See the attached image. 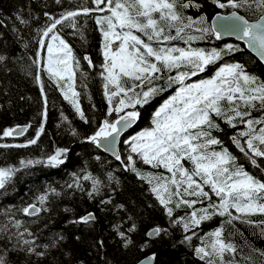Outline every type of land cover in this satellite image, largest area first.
I'll return each mask as SVG.
<instances>
[{
	"label": "trees",
	"instance_id": "16d2710c",
	"mask_svg": "<svg viewBox=\"0 0 264 264\" xmlns=\"http://www.w3.org/2000/svg\"><path fill=\"white\" fill-rule=\"evenodd\" d=\"M221 2L226 3L227 0ZM193 3L200 7L184 9L178 3L176 10L195 22L192 28L185 29V38L190 34L197 39L188 43L181 39L159 45L153 43L154 47H191L202 49L206 53L213 49L220 52V58L208 65L204 72L195 76L189 74L184 83L192 84L209 79L220 67L236 63L243 65L249 75L257 77L258 82L264 81V65L247 52L243 44L219 41L211 31L207 34L195 31L198 27L211 30L210 19L218 12L236 10L246 19L255 20L264 10L257 9L255 4L252 9H221L211 0H193ZM83 7L94 8L95 5L92 0H60L59 3L57 0H0V56L5 57L0 61V130L31 125L23 135L0 137V145L27 144L28 140L35 137L42 123L44 127L36 144L0 147V168L15 169L5 186L0 188V257L6 264H133L154 253V264H209L210 261L221 264L220 258L214 255L201 258L196 249L208 245L207 250L211 251L210 245L214 237L209 234L223 226V239L232 243L237 250L234 254L225 253L223 264H264V255H261L264 252V225L260 224V221H264V215L241 216L231 223L227 222V216L213 215L198 227L185 230L184 222L192 211L208 206L210 201L207 198L184 197L189 200L202 199L203 202L191 208L184 205L177 208L175 203L180 197L173 196V202L169 205L173 208V213L169 216L165 206L160 204L152 191L156 181L149 183L147 179L149 175L170 177L171 174L166 169L146 165L137 154H132L140 173L137 175L136 172L127 170L120 161L101 152L87 139L99 129L105 119L114 121L124 113L107 115L109 104L103 87L105 81L101 75L104 63L103 36L95 18L110 13L106 10L103 13L80 15L75 18L76 29L70 26L72 21H65L56 30L79 61V65L74 68V86L80 93L79 102L87 123L63 98L57 83L49 78L45 70L47 51L46 48L41 49L38 43L41 30L51 24L45 13L59 18L62 13ZM17 16L27 23H20ZM201 17L206 18L203 23L199 22ZM171 34L175 35V29ZM50 36L51 34L44 37L45 45L50 42ZM142 38L146 40V37ZM229 45L232 46L231 51L227 47ZM85 56L91 59V66L84 59ZM177 71L190 73V68L164 71L161 79L153 80L151 84L144 83L143 90L153 86L166 90L152 97L146 105L124 110H136L140 113L136 125L125 137L153 127L154 112L181 87L180 84L169 83L167 79L168 76H175ZM41 83L44 95L41 93ZM135 91L140 92L141 89L137 88ZM45 97L46 118L41 115L45 111ZM119 98L113 99V105ZM241 110L245 109L242 107ZM248 111L251 112V117L246 119H264V107L259 102ZM213 119L221 130H213L212 135L220 139L222 144L210 146L209 150L220 151L221 148H227L237 157V164L243 165L246 171L258 179H264V158H256L260 165L259 168L256 167L231 139L239 131L246 130L245 125L238 118L234 121L237 125L235 128L226 124L223 117H215L213 114ZM260 126L256 125L257 128ZM243 139L240 138L241 144ZM58 149L67 150L61 157L63 163L52 166L48 163V158ZM119 152L121 160L126 161L130 154V144L123 140ZM29 161L32 163L29 164ZM182 163L185 168H192L189 161ZM195 179L199 180L198 177ZM93 180L100 182L99 191L93 190ZM169 188L175 191V186L169 184ZM204 190L209 192L212 203H219V198L208 186H204ZM41 196L45 197L43 203L39 199ZM31 205H35L40 211L35 215L25 214L23 210ZM230 211L234 216L239 215L234 209ZM88 213L93 214V220L88 223L74 222ZM17 221L19 228L15 226ZM133 226L134 230L129 231ZM156 228L160 232L149 236L148 232ZM119 232L126 233L131 244L125 246ZM19 233H24V236L20 237ZM24 239L34 240L32 247L44 255L29 252V245L22 243Z\"/></svg>",
	"mask_w": 264,
	"mask_h": 264
},
{
	"label": "snow or ice",
	"instance_id": "6c2138e0",
	"mask_svg": "<svg viewBox=\"0 0 264 264\" xmlns=\"http://www.w3.org/2000/svg\"><path fill=\"white\" fill-rule=\"evenodd\" d=\"M59 2L60 0H57V3ZM92 2L95 5L94 8L83 7L80 10L67 11L62 13L59 18L51 17L45 13L51 20V24L41 30V39L38 41L40 48H46L47 51L45 70L49 78L57 83L63 98L87 123L79 102L80 93L74 86L76 76L74 68L79 65V61L73 56L69 44L60 37L56 30L57 26L64 24L65 21H72L70 26L76 29L75 18L80 15H89L93 12L103 13L106 10L110 13L95 18L103 36L104 63L101 75L105 81L103 87L109 104L107 115L111 116L113 113L120 114L122 112L124 115H119L118 119L114 121L105 119L99 129L87 139L99 145L101 141H109L111 138V142L114 143L122 129L130 127L140 116L136 110L127 112L124 110L135 109L137 105H146L152 97L166 90L154 86L143 90L144 83L151 84L153 80L161 79L164 71L171 72L188 67L190 73L177 71L175 76H168L169 83L180 84L181 87L154 112L153 127L133 136L131 141H125L130 144V154L127 156V160H121V156L114 152L115 159L120 161L127 170L140 175L136 168V160L132 155L137 154L144 164L151 165L153 168L163 167L171 174L167 178L152 175L147 178L149 183H152L153 180L156 181L152 191L156 194L160 204L165 206L169 216H172L173 213V208L169 207L173 202V196L180 197L175 203L177 208L181 205L191 208L195 204L203 202L202 199L189 200L184 197L207 198L210 201L207 207L191 212L184 222L185 230L198 227L202 221L211 219L213 215L227 216L228 223L240 219L241 216L264 215V179H258L246 171L243 165L237 164V157L227 148H221L220 151L209 150L210 146L222 144L220 139L212 135L213 130H221L220 125L213 119V114L215 117H223L224 122L233 128L237 126L234 121L238 118L239 122L245 125L246 130L239 131L238 135L231 139L253 165L260 167L256 158H264V119H246V117H251V112L248 109L255 108L256 102L264 107V81L258 82L257 77L249 75L243 65L236 63L220 67L209 79H202L192 84L184 83L189 74L195 76L199 72H204L208 65L220 58V52L213 49L206 53L202 49L191 47H154L153 43L159 45L177 39L188 43L197 39L190 34L185 38L183 35L185 29L192 28L195 22L191 17H183L176 10L178 3L184 9L199 8L200 5L194 4L193 0H187V2H180V0H92ZM211 2L221 9L225 7L239 9L255 4L257 9L264 10V0H227L226 3L221 0H211ZM17 19L20 23H27L20 16H17ZM205 19V17H201L199 22L203 23ZM220 20L226 22L222 23L221 27L230 29L238 39L247 38L249 46L256 49L260 53L261 59H264V12L256 23H250L244 16L238 15L236 12L227 17H220ZM173 29H175V35L171 34ZM195 31L202 34L211 31L215 33L217 39H220V32L214 27L211 30L198 27ZM50 34V42L45 45L44 37H49ZM142 37H146V40ZM227 47L231 51L232 46ZM4 59V56H0V61ZM84 59L90 66L92 65L88 56H85ZM37 80L39 81V76ZM40 87L41 93L44 95L42 83ZM137 88H140L141 91L136 92ZM116 97L120 98L113 105V99ZM44 103L45 111L41 115L46 118V97ZM242 107L245 110L242 111ZM256 125L261 126L257 128ZM29 127L31 125L5 128L0 130V137L23 135ZM43 132L42 123L37 129L35 137L28 140L27 144L0 145V147H26L36 144ZM240 138H244L243 144H241ZM66 151V149H58L54 155L48 158V163L52 166L62 164L61 157ZM185 160L191 163V169L185 168L182 163ZM21 163L24 162L21 161ZM14 171L13 168H0V188L5 186L6 180ZM196 177L199 180L195 179ZM85 179H89V177H85ZM99 183V181L93 180L94 191H99ZM169 184L175 186L174 192L169 188ZM182 186L183 192H181ZM204 186H208L211 192L219 198L218 204L211 202V196L204 190ZM89 195L91 196L92 193ZM39 199L43 203L45 197L41 196ZM107 202L110 201H103V203ZM230 209H234L239 215L234 216ZM23 211L25 214L35 215L40 209L31 205ZM93 219V214L88 213L80 217L79 221L74 222L88 223ZM244 222L251 223V221ZM260 224L264 225V221H260ZM15 226L20 227L18 221ZM134 227L129 231L134 230ZM159 232L160 229L156 228L149 235ZM262 232H264V228H262ZM18 235L23 237L24 233ZM28 235L32 234L28 233ZM119 235L125 241V246L131 244L132 241L126 233L119 232ZM209 235L214 237L210 245L211 251L207 250L208 245L196 249L201 258L214 255L220 258L221 264H223L225 253L234 254L237 251L232 243L223 239V226ZM22 243L29 245V252L39 256L44 255L43 252H36L35 247H32L35 244L34 240L24 239ZM261 255H264V252ZM148 259L151 262L154 257ZM0 264H6L2 257H0ZM209 264H213V262L210 261Z\"/></svg>",
	"mask_w": 264,
	"mask_h": 264
},
{
	"label": "water",
	"instance_id": "95a60500",
	"mask_svg": "<svg viewBox=\"0 0 264 264\" xmlns=\"http://www.w3.org/2000/svg\"><path fill=\"white\" fill-rule=\"evenodd\" d=\"M233 12H236L238 15L244 16V15L240 14L236 10H232V11H229L227 13H220V12H218V13H215L211 17V19H210V27H211V29L214 27V28H216L217 31L220 32V39H217L215 33H213L214 36H215V38L217 40H219V41L226 40V39H233L234 41L243 44L245 50L247 52H249L253 57H255L262 65H264V59H261L260 53L256 49H254V48H252V47L249 46V43H248L247 38H245V39H238L237 35L234 34L233 32H231L230 29H228L226 27H221V24L222 23H226V22L221 21L220 20V17L230 16ZM259 18H260V16L257 19H255V20H248V21L250 23H256L259 20ZM121 115H124V113L121 114ZM136 123H137V120L134 121L131 124L130 127L122 129V131L120 132L119 136H117L115 138L114 143H112L111 142V138H109V141H101L99 145L95 144L96 147L101 152H103L106 155H108V156H110V157H112V158L115 159V155L113 153L115 152V153H118L120 155V152H119L120 143L124 140V138L127 135V133L136 125ZM20 127H24V126H20ZM151 232H152V230L148 232V235ZM149 236H152V235H149ZM149 257H154V259H152L151 262H149V259H148ZM154 261H155V254L154 253H151V254H148L145 257L139 259L137 262H135L133 264H141V262H143V264H154Z\"/></svg>",
	"mask_w": 264,
	"mask_h": 264
},
{
	"label": "rangeland",
	"instance_id": "374dc122",
	"mask_svg": "<svg viewBox=\"0 0 264 264\" xmlns=\"http://www.w3.org/2000/svg\"><path fill=\"white\" fill-rule=\"evenodd\" d=\"M117 43H118V42H117ZM138 134H139V133H138ZM138 134H135V135L130 134V135H128L127 137L124 138V141L131 140V137H132V136H136V135H138Z\"/></svg>",
	"mask_w": 264,
	"mask_h": 264
},
{
	"label": "flooded vegetation",
	"instance_id": "af4514ba",
	"mask_svg": "<svg viewBox=\"0 0 264 264\" xmlns=\"http://www.w3.org/2000/svg\"><path fill=\"white\" fill-rule=\"evenodd\" d=\"M254 8V5L251 6V9ZM227 13V12H226ZM248 20V19H247ZM223 41H234L233 39H226V40H223ZM236 42V41H234ZM238 149H239V146H238Z\"/></svg>",
	"mask_w": 264,
	"mask_h": 264
}]
</instances>
